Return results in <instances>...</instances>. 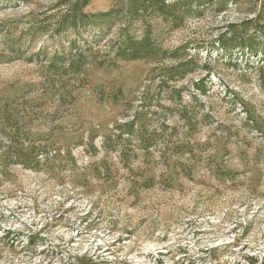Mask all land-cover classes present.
<instances>
[{
    "label": "rangeland",
    "instance_id": "374dc122",
    "mask_svg": "<svg viewBox=\"0 0 264 264\" xmlns=\"http://www.w3.org/2000/svg\"><path fill=\"white\" fill-rule=\"evenodd\" d=\"M130 3L0 0V264H264V0Z\"/></svg>",
    "mask_w": 264,
    "mask_h": 264
},
{
    "label": "trees",
    "instance_id": "16d2710c",
    "mask_svg": "<svg viewBox=\"0 0 264 264\" xmlns=\"http://www.w3.org/2000/svg\"><path fill=\"white\" fill-rule=\"evenodd\" d=\"M130 1L131 3L129 5V8H130L129 10L133 15L139 13L140 7L143 11L150 10L155 14L157 13L162 14V15L170 14L171 12L175 11V9L180 5V2H181V0L174 1L172 3H169L167 0H146V1L130 0ZM86 2L84 3V5H82V7L86 6L85 5L87 4ZM75 4L77 7L75 6L76 7L75 9H72V8L69 9L68 13L70 16H68V18L65 21V23L69 24L70 26L76 25L77 20H83V18H85L84 16H86V13H83L82 9H80L81 6L78 7L77 5L78 3H75ZM262 19H264L263 13H262V17L258 16L256 19L252 21H246L242 23L241 26L232 25L230 27L231 28L230 30H228L227 32L219 36L218 38L219 48L224 51H232L234 49H246L250 51L252 54H255L257 43H256V40L253 38V36L248 35L245 41L237 42L236 33L239 27H244L243 31L246 32L249 25L256 24L255 26L257 29L254 28L255 32L258 31V33H260L264 37V23H260ZM136 50L137 51H135L136 53L132 55L133 58H131V60L145 59V58H149L151 56L156 55L149 38L143 39L141 43H139L138 49ZM141 52H143V55L139 56V53ZM260 52L263 53L264 50H261ZM189 63L190 62L181 63L178 67L169 68L168 69L169 71L158 70L157 75L167 72L168 76L170 78H173V76L176 73H178L179 70L181 69L184 70L183 73H185L186 68L188 67Z\"/></svg>",
    "mask_w": 264,
    "mask_h": 264
}]
</instances>
